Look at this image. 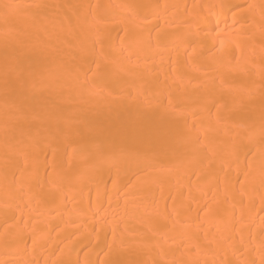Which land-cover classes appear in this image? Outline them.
Segmentation results:
<instances>
[{
  "label": "bare ground",
  "instance_id": "6f19581e",
  "mask_svg": "<svg viewBox=\"0 0 264 264\" xmlns=\"http://www.w3.org/2000/svg\"><path fill=\"white\" fill-rule=\"evenodd\" d=\"M0 264H264V0H0Z\"/></svg>",
  "mask_w": 264,
  "mask_h": 264
}]
</instances>
